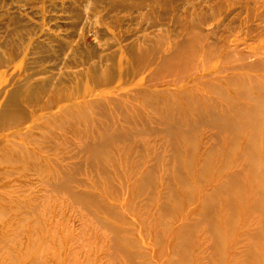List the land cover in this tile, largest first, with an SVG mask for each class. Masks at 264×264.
<instances>
[{"label": "rangeland", "instance_id": "rangeland-1", "mask_svg": "<svg viewBox=\"0 0 264 264\" xmlns=\"http://www.w3.org/2000/svg\"><path fill=\"white\" fill-rule=\"evenodd\" d=\"M254 1L0 0V109L24 97L0 112V264H264V115L255 130L232 108L264 90ZM147 48L160 57L119 80L112 57ZM92 64L110 85L51 100ZM33 72L43 90L19 93Z\"/></svg>", "mask_w": 264, "mask_h": 264}, {"label": "bare ground", "instance_id": "bare-ground-1", "mask_svg": "<svg viewBox=\"0 0 264 264\" xmlns=\"http://www.w3.org/2000/svg\"><path fill=\"white\" fill-rule=\"evenodd\" d=\"M121 2L123 1L124 2V4L125 3H127L129 0H120ZM204 1H206V0H204ZM257 0H255L254 2H256ZM115 2H116V0H115ZM150 2V1H149ZM253 2V4H255ZM120 3V2H119ZM131 3V2H130ZM157 3V2H156ZM246 3V2H245ZM244 3V4H245ZM133 4V3H132ZM231 4H232V2H231ZM251 4V3H250ZM123 5V4H122ZM134 5V4H133ZM255 5H259V3H257L256 2V4ZM243 7H244V5H243ZM236 9V8H235ZM110 10V9H109ZM248 10H249V8H248ZM164 12V11H163ZM255 12V11H254ZM232 14V13H231ZM255 14V13H254ZM259 14V13H258ZM149 15V14H148ZM240 15V14H239ZM250 15V14H249ZM262 15V14H261ZM77 16H80V15H77ZM236 16V15H235ZM106 17V16H105ZM157 17V16H156ZM76 18V17H75ZM79 18H81V17H79ZM254 18V17H253ZM256 19V18H255ZM263 20H264V18H262ZM157 20V19H156ZM117 21V20H116ZM200 21V20H199ZM249 22H250V19L248 20ZM159 22V21H158ZM157 24V23H156ZM160 24H162V23H160ZM164 25H166L165 23H163ZM162 24V25H163ZM247 24V23H246ZM264 24V23H263ZM162 25H159V26H162ZM163 25V26H164ZM82 26V25H81ZM116 27V26H115ZM157 27V26H156ZM97 27H95V29H96ZM117 28V27H116ZM169 28V27H168ZM99 29V28H98ZM98 29H96L95 30V34H97V32L99 33L100 32V29L98 30ZM106 29H107V33L109 34V37H111V35H113L114 33H115V28L111 25H108L107 27H106ZM122 29V28H121ZM180 29V28H179ZM186 29V28H185ZM118 30V29H117ZM104 31V30H103ZM183 31V30H182ZM81 32V31H80ZM176 32V31H175ZM132 33V32H131ZM152 33V32H151ZM162 33V32H161ZM167 33V32H166ZM130 34V33H129ZM246 34V33H245ZM116 35V34H115ZM126 35H128L127 33H126ZM131 35V34H130ZM133 35H135V34H133ZM171 35H173V34H171ZM170 35V36H171ZM201 35V34H200ZM200 35H198V37H197V39L194 37V39L193 38H191V37H189V38H186V40H184V34H183V32H177V34L175 35V40H177L176 42V46H178V47H181L182 48V50H185V51H190V52H201L202 54H205V53H208V52H213L214 51V49H215V47H213L212 45H206V44H200V41H199V39L201 38V37H203L202 35L200 36ZM250 35H253V34H250ZM114 36V35H113ZM124 36V35H123ZM164 36V35H163ZM120 37H121V35H120ZM120 37H115L116 38V40L118 41L119 39H121ZM126 37V36H125ZM128 37V36H127ZM260 37V36H259ZM132 38H133V36H132ZM155 38V37H154ZM172 38V37H171ZM204 38V37H203ZM212 38V37H211ZM253 38V37H252ZM256 38V37H255ZM125 39H127V38H125ZM131 39V38H130ZM149 39H151V36L149 35V34H146V35H144L143 36V40H142V42L143 41H148ZM170 39V38H169ZM169 39H168V41H169ZM174 39V38H173ZM113 40H115V39H113ZM115 40V41H116ZM122 40V39H121ZM128 40V39H127ZM152 41H154L153 39H152ZM155 41H156V39H155ZM202 41V40H201ZM125 42V41H124ZM150 42V41H149ZM115 44H116V42H114ZM81 44V43H80ZM83 44V43H82ZM114 44V45H115ZM121 44V43H120ZM120 44H116V45H120ZM261 44V43H260ZM135 45V44H134ZM133 45V46H134ZM54 46V45H53ZM81 46V45H80ZM146 46H148V45H146ZM151 46V45H150ZM129 47V46H128ZM136 47V46H135ZM126 48V47H125ZM132 48V47H131ZM137 48H139L138 46H137ZM121 49H123V47L121 48ZM130 49V48H129ZM128 50V49H127ZM181 50V49H180ZM119 51V50H118ZM121 52H122V50H121ZM88 53V52H87ZM115 53V52H114ZM117 53V52H116ZM120 53V52H119ZM129 53V57H131V58H129L126 54H128ZM128 53H121V54H118V56L117 57H115V56H113V54H112V61L114 62L115 61V66L117 67L116 69H118V74H116V76L119 78V80H120V78L122 79V78H124V76H125V73L126 72H128V73H130L132 70H130L131 68H133V67H136V68H138L140 65H142V64H144V63H147L148 61H150L151 59H155L157 56L158 57H160L159 56V52H157V51H155L154 49L153 50H151V49H145V50H139V51H137V52H135V51H128ZM182 55V57H183V53H181ZM258 54V53H257ZM12 54H10L9 56H11ZM198 55V54H197ZM236 55V54H235ZM85 56V55H84ZM108 56H110V55H108ZM176 58H177V60L179 59V57H180V53H176ZM213 56V55H212ZM157 57V58H158ZM215 57V56H214ZM15 58V57H14ZM181 58V57H180ZM197 58H198V56H197ZM197 58H196V60H197ZM108 59V58H107ZM189 59V58H188ZM211 59V58H210ZM262 59V58H261ZM84 60V59H83ZM83 60H81V61H83ZM180 60H182V59H179V61ZM194 60V59H193ZM192 60V61H193ZM108 61V60H107ZM263 61V60H262ZM4 59L3 58H1V56H0V66H4ZM12 62V61H11ZM23 62V61H22ZM21 62V63H22ZM24 63V62H23ZM85 64L86 63H88V62H84ZM180 63V62H179ZM182 64H183V61L181 62ZM244 63V62H243ZM82 64V63H81ZM186 64V63H185ZM79 65V64H78ZM83 65V64H82ZM89 65V64H88ZM93 65V67H92V69H93V72L91 71V74L89 73V72H82L83 74L77 79V81H75L76 83H75V85H74V91H72V92H70V94H69V92L68 91H64L63 93H61V91H59V90H56V89H54V92H55V95L53 94L52 96H50L51 97V100H55L56 99V97L58 98V97H61V95H62V97H66V98H75V97H78V96H82L81 95V93H79V92H87L88 91V85H90V87H92V86H100V85H103V84H109V82L112 80V73H113V70L112 69H108V71H110V74L111 75H109V73L107 72L106 74H102V73H100L101 71H103V70H101L100 72H99V70H97L98 68L94 65V64H92ZM195 65V64H194ZM193 65V66H194ZM173 66V65H172ZM177 66V65H176ZM178 66H179V64H178ZM246 67H250V64H246L245 65ZM244 66V67H245ZM6 67V66H5ZM9 67V66H8ZM27 69V68H26ZM201 69V68H200ZM248 69V68H247ZM29 70V69H28ZM128 70H130V71H128ZM25 71V70H24ZM185 71V70H184ZM239 71V70H238ZM5 72V71H4ZM79 73H81V72H79ZM104 73V72H103ZM185 73V72H184ZM4 73L3 72H0V76H2ZM235 75V74H234ZM250 75V74H249ZM38 75H37V73L36 72H33V73H30V74H25L22 78H19V77H17V78H15V83H16V85L18 84V86H19V88H20V90H19V93H21V92H25V94H33V93H30L31 91H33V92H36V91H34L33 89L34 88H36L35 90H37V89H39L38 91H42L43 90V88H44V86H45V83H47V82H43V83H37L36 84V77H37ZM114 76V75H113ZM3 78V77H2ZM74 78V77H73ZM114 78V77H113ZM34 79V82L32 81ZM115 79V78H114ZM129 79V78H128ZM136 79V78H135ZM237 79H238V77H237ZM71 80V79H70ZM74 80H76L75 78H74ZM93 81V84H91L90 82L91 81ZM116 80V79H115ZM132 80V79H131ZM222 80V79H221ZM46 81V80H45ZM72 81V80H71ZM88 81V82H87ZM127 81V80H126ZM214 81V80H213ZM239 81V80H238ZM80 82H87V87H86V89L84 88V90L83 91H80L79 90V84H80ZM113 82V81H112ZM116 82V81H115ZM119 82H121V81H119ZM240 82V81H239ZM258 82V81H257ZM34 83V84H33ZM69 83H70V81H69ZM68 83V84H69ZM135 83V82H134ZM116 84H119L118 82H116ZM145 84V83H144ZM149 84V83H148ZM219 84V83H218ZM250 84V83H249ZM254 84V83H253ZM256 84V83H255ZM261 84V83H260ZM72 85V86H73ZM92 85V86H91ZM110 85V84H109ZM115 85V84H114ZM127 84H125L124 86H126ZM146 85V84H145ZM151 85V84H150ZM200 85V84H199ZM235 85V84H234ZM6 86V85H5ZM246 86V85H245ZM255 86V85H254ZM84 87V86H83ZM102 87V86H101ZM109 87V86H108ZM112 87V86H111ZM235 87V86H234ZM233 87V88H234ZM251 87V86H250ZM18 88V87H17ZM114 88V87H113ZM127 88V87H126ZM132 88V87H131ZM207 88V87H206ZM226 88V87H225ZM237 88H238V86H237ZM253 88V87H252ZM251 88V89H252ZM263 88H264V86H263ZM70 89V88H69ZM80 89H81V87H80ZM93 89V88H92ZM106 89V88H105ZM133 89V88H132ZM136 89V88H135ZM241 89V88H240ZM255 89V88H254ZM12 89H10V91H11ZM16 90H18V89H16ZM51 90V89H50ZM77 90V91H76ZM98 90V89H97ZM111 90V89H110ZM114 90V89H113ZM112 90V91H113ZM234 90V89H233ZM244 89H242V91H243ZM257 90V89H256ZM261 90V89H260ZM139 91V90H138ZM145 91V90H144ZM83 92V93H84ZM130 93H131V91H129ZM136 92V91H135ZM135 92H134V96H135ZM140 92V91H139ZM244 92V91H243ZM250 92V91H249ZM261 93H257V94H254L253 96H252V100H254V101H252V103L251 104H240V103H237L235 106H233L232 108H234L236 111H237V113L239 114V115H241V117L242 118H238V122L239 123H241V122H245V120H246V122H248L249 121V119L250 118H252L254 115V118L256 117V119H254V118H252L253 119V122H254V125H253V128L256 130V129H258V126L260 127V118H258L259 117V114L260 115H264V90L263 91H260ZM42 93V92H41ZM88 93V92H87ZM93 93V92H92ZM97 93V92H96ZM111 93V92H110ZM114 93V92H113ZM116 93V92H115ZM146 93V92H145ZM1 94V93H0ZM22 94V93H21ZM20 94V95H21ZM24 94V93H23ZM37 94V93H36ZM133 94V93H132ZM132 94H130L131 96L130 97H132ZM137 94V96H138V93H136ZM9 95V97L8 98H6L7 100H8V102H6L4 105V107H3V110H1L0 109V112L1 111H4V112H7L6 110H10V111H12L13 110V108H14V105H17V106H19L18 105V101L20 102V101H22L23 100V98L24 97H19V95H18V97H17V94L16 93H11V94H8ZM34 95V94H33ZM91 95V94H90ZM94 95V94H93ZM142 96H143V98H145L144 97V94H141ZM205 95V94H204ZM247 95V94H246ZM27 96V95H26ZM95 96V95H94ZM129 96V95H128ZM148 96V95H147ZM155 96V95H154ZM161 96V95H160ZM232 96V95H231ZM30 97V96H29ZM85 97V96H84ZM90 97V96H89ZM93 97V96H92ZM170 97V96H169ZM220 97V96H219ZM256 97V98H255ZM32 98H33V96H32ZM94 98V97H93ZM98 98H100V97H98ZM104 98V97H103ZM115 98V97H114ZM148 98V97H147ZM191 98V97H190ZM216 98V97H215ZM228 98V97H227ZM81 99V98H80ZM110 99H111V97H110ZM117 99V98H116ZM237 99V98H236ZM34 100L35 101H37L38 100V98H34ZM75 100H76V102H77V99L75 98ZM113 100V99H112ZM152 100V99H151ZM153 100H155L154 98H153ZM167 100V99H166ZM234 100V99H233ZM32 101H33V99H32ZM34 101V102H35ZM237 101V100H236ZM92 102H94V101H92ZM116 102V101H115ZM169 102H170V100H169ZM233 102V101H232ZM31 103V102H30ZM29 103V104H30ZM72 103V102H71ZM73 103H74V100H73ZM72 103V104H73ZM103 103V102H102ZM173 103V102H172ZM171 103V104H172ZM190 103V102H189ZM221 103V102H220ZM235 103V102H234ZM20 104V103H19ZM25 104V103H24ZM203 104V103H202ZM213 104V103H212ZM64 105H66V104H64ZM68 105H70V103H68L67 104V106ZM95 105V104H94ZM123 105V104H122ZM173 105H174V103H173ZM233 105V104H232ZM22 106V105H21ZM29 106V105H28ZM63 106V105H62ZM80 106V105H79ZM126 106V105H125ZM191 106V105H190ZM229 106V105H228ZM75 107H77L76 105L73 107V108H75ZM124 107V106H123ZM173 107V106H172ZM215 107V106H214ZM72 108V109H73ZM230 108H231V106H230ZM232 108H231V110H232ZM30 109V108H29ZM34 109V108H33ZM223 109V108H222ZM8 110V111H9ZM23 110H25V109H23ZM235 110H234V112H235ZM36 111V110H35ZM49 111V110H48ZM81 111H83V110H81ZM27 112V111H26ZM47 112V111H46ZM84 112V111H83ZM127 112V111H126ZM228 112V111H227ZM14 113H16V111L14 112ZM41 113V112H40ZM40 113L38 114V115H40ZM45 113V112H44ZM85 113H87V111L85 112ZM191 113V112H190ZM229 113V112H228ZM10 114H11V112H10ZM9 114V112H8V116L10 115ZM28 114V113H27ZM47 115H48V113H46ZM226 114V113H225ZM231 114V113H230ZM236 114V113H235ZM13 115H15V114H13ZM17 115H18V113H17ZM26 115V114H25ZM162 115H163V113H162ZM229 115V114H228ZM234 115V114H233ZM2 116H3V114H2ZM1 116V117H2ZM5 116V115H4ZM22 116V115H21ZM41 116H42V114H41ZM212 116L213 117H215V118H218V120H222L223 121V123H226V122H229V121H224V116H223V114H220V113H217V112H213L212 113ZM229 116H231V115H229ZM237 116V115H236ZM12 117H14V116H12ZM18 117V116H17ZM16 117V118H17ZM222 117V118H221ZM226 117V116H225ZM5 118H7L6 116H5ZM196 118V117H195ZM13 119V118H12ZM264 119V118H263ZM6 120H8V118L6 119ZM14 120H15V122L16 121H18V120H16L15 118H14ZM22 120V119H21ZM255 120V121H254ZM5 121V120H4ZM13 121V120H12ZM257 121H259V122H257ZM2 122V121H1ZM6 122V121H5ZM14 122V121H13ZM15 122H14V124H15ZM233 122V121H232ZM235 122H236V120H235ZM234 122V123H235ZM250 122V121H249ZM7 123H8V121H7ZM7 123H6V125H7ZM2 124H3V122H2ZM246 124V123H245ZM252 124V123H251ZM258 124V125H257ZM1 125V124H0ZM222 125V124H221ZM247 125V124H246ZM245 125V126H246ZM3 126V125H2ZM240 126V125H239ZM244 126V127H245ZM251 126V125H250ZM222 127V126H221ZM241 127V126H240ZM260 128H262V127H260ZM240 129V128H239ZM249 129H251V128H249ZM244 130V129H243ZM242 130V131H243ZM246 131V130H245ZM259 131V130H258ZM241 132V131H240ZM250 133V132H249ZM234 136H235V134H234ZM256 137V135H251V140H253V138H255ZM257 138V137H256ZM264 138V137H263ZM264 140V139H263ZM241 141H242V139H241ZM253 141H255V140H253ZM188 143V142H187ZM186 145V144H185ZM256 148V147H255ZM258 148V147H257ZM256 150V149H255ZM252 152V151H251ZM264 152V151H263ZM255 153V152H254ZM256 154V153H255ZM262 154V153H261ZM261 159V158H260ZM256 160V159H255ZM258 160V159H257ZM250 163V162H249ZM259 163V162H258ZM260 164V163H259ZM262 165V164H261ZM257 166V165H256ZM262 167V166H261ZM254 170V169H253ZM258 170V169H257ZM263 171V170H262ZM258 172V171H257ZM263 173V172H262ZM255 176V175H254ZM257 176V175H256ZM259 176V175H258ZM257 178V177H256ZM262 178V177H261ZM259 179H260V177H259ZM258 181V180H257ZM256 181V182H257ZM262 181V180H261ZM260 182V181H259ZM264 185V184H263ZM253 186V185H252ZM259 189V188H258ZM260 189H261V187H260ZM263 189H264V187H263ZM262 191V190H261ZM264 191V190H263ZM206 202V201H205Z\"/></svg>", "mask_w": 264, "mask_h": 264}]
</instances>
